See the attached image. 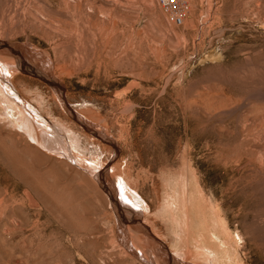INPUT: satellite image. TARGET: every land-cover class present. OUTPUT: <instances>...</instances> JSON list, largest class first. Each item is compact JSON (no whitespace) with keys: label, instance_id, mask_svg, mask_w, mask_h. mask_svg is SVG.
<instances>
[{"label":"rangeland","instance_id":"obj_1","mask_svg":"<svg viewBox=\"0 0 264 264\" xmlns=\"http://www.w3.org/2000/svg\"><path fill=\"white\" fill-rule=\"evenodd\" d=\"M190 3L178 27L158 0H0V40L59 86L0 51V264H216L163 217L192 178L264 264V0Z\"/></svg>","mask_w":264,"mask_h":264},{"label":"bare ground","instance_id":"obj_2","mask_svg":"<svg viewBox=\"0 0 264 264\" xmlns=\"http://www.w3.org/2000/svg\"><path fill=\"white\" fill-rule=\"evenodd\" d=\"M0 60L6 62L3 57H0ZM36 68L47 75L50 72V63L44 59L40 60V64H37ZM31 126L33 127V124L29 119L26 127L30 130ZM30 131L34 133V130ZM76 142L74 139V143ZM179 189L183 190V193L185 192V195L182 196L185 197L183 198L186 200L187 207H181L177 212L165 209L163 213V217H168L173 228L176 224L179 225V228L177 227L179 230L174 229L172 231L175 236L174 248L178 249L180 254L185 252V248L194 251V253H203L211 263L241 264L236 255L237 249L234 239L219 213L211 208L206 199L200 200L198 196L199 187L196 181L192 178L190 182L182 184L181 188L179 186ZM165 203L168 206L169 201L167 200ZM122 205L125 204L122 203Z\"/></svg>","mask_w":264,"mask_h":264},{"label":"water","instance_id":"obj_3","mask_svg":"<svg viewBox=\"0 0 264 264\" xmlns=\"http://www.w3.org/2000/svg\"><path fill=\"white\" fill-rule=\"evenodd\" d=\"M0 51H4V52H7L10 55H12L13 58L15 59L16 64H17V66H18L20 71L25 72V70L28 69V70H30L31 74L36 75L39 78H41L50 87H52V88H58L59 87L57 85V83L52 79V77L49 74L45 75V74L41 73L38 70V68H36L35 65L31 66L23 59V57L21 55V51H23L22 45L10 44V43H7L6 41H1L0 40ZM70 114H72V112H70ZM78 123L84 130L90 132L95 137L99 138L101 141H103L105 143H108L117 152V149H116L115 145L110 141V139H108L106 136H104L101 132L95 131L90 125L85 124L83 121H79ZM101 175H102V173H98V175H96V179L101 184H103V180H102V176ZM108 195H109V200L111 202V205L114 208L115 217H116V219H117L119 224H121V225H133L135 223H138L139 220H135L134 219V215H135V212H136V211H134V209H132V208L126 206V205L120 204L119 201L117 200V197H116L115 193H114V196H112L111 194H108ZM141 225H142V223H141ZM143 229H144L145 232L146 231L148 232V228L143 227ZM149 233L148 234L152 237V239L156 243H159L160 245H162L161 241L158 238H156L153 235V233H151L150 231H149Z\"/></svg>","mask_w":264,"mask_h":264},{"label":"built area","instance_id":"obj_4","mask_svg":"<svg viewBox=\"0 0 264 264\" xmlns=\"http://www.w3.org/2000/svg\"><path fill=\"white\" fill-rule=\"evenodd\" d=\"M190 0H158L160 9L167 21L175 26H182L190 12Z\"/></svg>","mask_w":264,"mask_h":264},{"label":"crops","instance_id":"obj_5","mask_svg":"<svg viewBox=\"0 0 264 264\" xmlns=\"http://www.w3.org/2000/svg\"><path fill=\"white\" fill-rule=\"evenodd\" d=\"M77 141V140H76ZM77 143V142H76ZM156 238L160 239L157 235H155V233L153 234Z\"/></svg>","mask_w":264,"mask_h":264}]
</instances>
